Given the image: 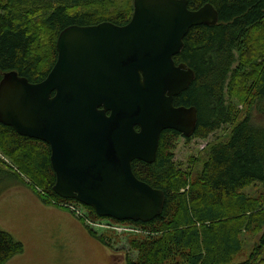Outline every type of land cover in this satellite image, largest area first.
Wrapping results in <instances>:
<instances>
[{"label":"trees","instance_id":"1","mask_svg":"<svg viewBox=\"0 0 264 264\" xmlns=\"http://www.w3.org/2000/svg\"><path fill=\"white\" fill-rule=\"evenodd\" d=\"M187 1L190 10L212 5L218 22L194 26L183 38L174 60L192 69L195 79L174 97L173 105L196 108L191 138L206 140L225 129L228 133L182 167L173 157L179 133L164 130L154 162H132L136 178L162 190L165 204L161 215L148 223L124 222L150 233L128 238L137 258L125 261L264 264V126L250 121L253 111L264 113V0ZM132 14L133 0H0V81L4 74L16 72L30 83L41 82L56 61L61 31L102 22L123 26ZM0 154L16 168L14 178L44 205L65 211L58 203L74 202L52 191L55 176L46 143L0 124ZM84 208L92 218L103 219ZM85 229L110 248L105 238ZM23 249L0 228V264Z\"/></svg>","mask_w":264,"mask_h":264},{"label":"water","instance_id":"2","mask_svg":"<svg viewBox=\"0 0 264 264\" xmlns=\"http://www.w3.org/2000/svg\"><path fill=\"white\" fill-rule=\"evenodd\" d=\"M217 22L209 3L190 10L187 0H133L124 26H70L44 80L3 75L0 124L48 145L59 198L103 219L148 223L165 194L137 179L132 162L153 163L164 130L194 135L196 108L175 107L173 98L195 73L173 58L190 28Z\"/></svg>","mask_w":264,"mask_h":264},{"label":"rangeland","instance_id":"3","mask_svg":"<svg viewBox=\"0 0 264 264\" xmlns=\"http://www.w3.org/2000/svg\"><path fill=\"white\" fill-rule=\"evenodd\" d=\"M253 112L251 123L264 126V113ZM227 133V129L220 130L206 140L191 138L188 143L180 137L173 151L174 162L186 167L189 157L198 155L207 144ZM12 166L0 154V228L22 243L24 249L6 264H126L125 259L137 258L128 238L146 237L150 235L148 231L94 219L87 210L85 220L67 209L47 207L32 189L14 178L16 168ZM21 179L29 183L24 176ZM79 219L97 237L105 238L111 249L92 238Z\"/></svg>","mask_w":264,"mask_h":264},{"label":"built area","instance_id":"4","mask_svg":"<svg viewBox=\"0 0 264 264\" xmlns=\"http://www.w3.org/2000/svg\"><path fill=\"white\" fill-rule=\"evenodd\" d=\"M58 205L60 207H63L64 209H67L68 211L76 213V215H78L79 217L87 220L86 209L82 205H80L78 203H74V202H60V203H58ZM127 226H129V225H127ZM130 227H132V226H130Z\"/></svg>","mask_w":264,"mask_h":264},{"label":"flooded vegetation","instance_id":"5","mask_svg":"<svg viewBox=\"0 0 264 264\" xmlns=\"http://www.w3.org/2000/svg\"><path fill=\"white\" fill-rule=\"evenodd\" d=\"M124 26V25H123ZM173 60H174V58H173ZM174 63H175V65H178V64H180V63H177V62H175V60H174ZM174 99V98H173ZM176 107V106H175ZM179 107V106H178ZM184 138L181 134H179V138Z\"/></svg>","mask_w":264,"mask_h":264},{"label":"crops","instance_id":"6","mask_svg":"<svg viewBox=\"0 0 264 264\" xmlns=\"http://www.w3.org/2000/svg\"><path fill=\"white\" fill-rule=\"evenodd\" d=\"M46 206V205H45ZM47 207H49V206H47ZM79 222V221H78ZM85 228V227H84Z\"/></svg>","mask_w":264,"mask_h":264},{"label":"bare ground","instance_id":"7","mask_svg":"<svg viewBox=\"0 0 264 264\" xmlns=\"http://www.w3.org/2000/svg\"><path fill=\"white\" fill-rule=\"evenodd\" d=\"M254 113V112H253ZM264 250V249H263Z\"/></svg>","mask_w":264,"mask_h":264}]
</instances>
